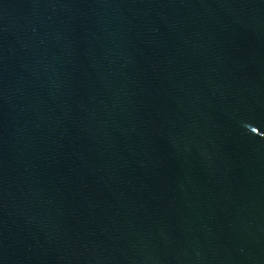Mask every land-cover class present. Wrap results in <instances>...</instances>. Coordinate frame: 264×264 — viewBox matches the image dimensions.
<instances>
[{"label": "water", "instance_id": "water-1", "mask_svg": "<svg viewBox=\"0 0 264 264\" xmlns=\"http://www.w3.org/2000/svg\"><path fill=\"white\" fill-rule=\"evenodd\" d=\"M0 264H264V0H0Z\"/></svg>", "mask_w": 264, "mask_h": 264}]
</instances>
